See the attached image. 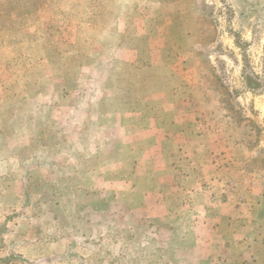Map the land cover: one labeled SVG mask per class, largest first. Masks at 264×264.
I'll return each instance as SVG.
<instances>
[{
  "label": "rangeland",
  "instance_id": "1",
  "mask_svg": "<svg viewBox=\"0 0 264 264\" xmlns=\"http://www.w3.org/2000/svg\"><path fill=\"white\" fill-rule=\"evenodd\" d=\"M225 196L264 208V0H0V264H214Z\"/></svg>",
  "mask_w": 264,
  "mask_h": 264
},
{
  "label": "crops",
  "instance_id": "2",
  "mask_svg": "<svg viewBox=\"0 0 264 264\" xmlns=\"http://www.w3.org/2000/svg\"><path fill=\"white\" fill-rule=\"evenodd\" d=\"M258 199L236 207L237 202L233 205L232 198L225 196V208L215 212L210 228L214 235L224 237L223 245L209 241L210 246L223 248L212 256L214 264H264V208Z\"/></svg>",
  "mask_w": 264,
  "mask_h": 264
}]
</instances>
